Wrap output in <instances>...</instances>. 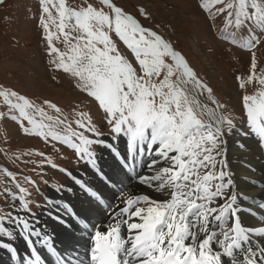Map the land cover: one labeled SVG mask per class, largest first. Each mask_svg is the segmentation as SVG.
I'll return each mask as SVG.
<instances>
[{
    "label": "snow or ice",
    "instance_id": "6c2138e0",
    "mask_svg": "<svg viewBox=\"0 0 264 264\" xmlns=\"http://www.w3.org/2000/svg\"><path fill=\"white\" fill-rule=\"evenodd\" d=\"M4 3L0 0V6ZM200 7L211 13L209 19L222 18L218 31L224 40L252 52L247 77H236L241 89L253 81L260 85L253 94L242 96L245 128L237 127V117L225 114V106L214 98L213 89L184 55L117 0H98V4L83 0L78 5L69 0H39V25L48 54L53 56L50 63L74 77L76 87L98 102L108 128L105 136L90 118L86 122L82 119L77 124L83 131L62 136L52 129L63 125V120L49 116L52 123L40 125V134L72 148L88 169L85 175L91 176L85 180L61 169L73 183L56 189L82 195L88 205L83 209L85 215L71 201L47 200L48 215L58 223L70 227L64 219L67 215L85 227L88 264H264V225H243L239 202L250 197L237 186L226 158L229 135L255 134L264 147V73L257 75L253 51L264 43V0H202ZM139 13L147 18L143 8ZM242 30H247L246 36H239ZM113 34L131 50L134 61L121 54ZM61 38L66 51L53 43ZM205 93L215 107L204 102ZM0 97L9 105V118L21 122L25 133L30 130L24 127V119L36 124L28 109L41 117L46 115L42 107L16 91L0 86ZM44 103L60 111L49 101ZM4 116L0 112V118ZM45 128L49 131H43ZM237 144L240 150L246 147L242 142ZM105 151L113 163L105 160ZM142 168L146 169L144 174ZM130 174L138 184L166 198L126 191L125 180ZM16 187L20 194L27 191L19 183ZM4 195L19 201L13 206L28 215H0V236L11 238L18 232L29 245V264H41L44 259L36 245L56 253L52 237L35 226L30 202L23 195L7 188ZM260 199L264 201V188ZM258 206L264 209V202ZM92 210L107 219L91 223L87 213ZM4 221L13 224L15 231ZM60 264L84 261L61 255Z\"/></svg>",
    "mask_w": 264,
    "mask_h": 264
},
{
    "label": "rangeland",
    "instance_id": "374dc122",
    "mask_svg": "<svg viewBox=\"0 0 264 264\" xmlns=\"http://www.w3.org/2000/svg\"><path fill=\"white\" fill-rule=\"evenodd\" d=\"M69 2L78 5L83 0ZM94 2L98 4V0ZM117 3L145 26L153 28L172 43L201 80L213 89L214 98L225 106V114L237 117L235 123L238 128L246 127V122L241 120L242 96L253 94L260 85L253 81L246 89L239 87L236 77H247L252 52L222 38L218 31L223 26L222 18L209 19L211 13L200 7L202 0H117ZM141 8L147 13V18L140 15ZM52 30L55 31V28ZM239 34L246 36L247 30H242ZM113 39L121 54L134 61L131 50L115 34ZM53 43L61 51H66L62 38L60 41L54 40ZM253 51L256 56L257 75H260L264 73V43ZM52 59L53 56L48 54L44 32L39 25V0H5L0 6V86L25 96L33 104L42 107L46 115L41 117L34 110L28 109L36 124H29L24 119V127L30 130L25 133L21 122L9 118V105L0 97V112L5 113L0 118V215H28L18 206H13L18 205L19 201H13L10 196L4 195L6 188L17 195H23L30 202V211L36 220L48 210L47 200L51 194H72L56 191L73 183L61 169L70 170L84 178L90 177L85 175L87 169L72 148L62 141L53 140L51 136L46 138L40 134L41 124L52 123L47 117L64 121L63 125L54 126L52 129L62 136L83 131L77 121L83 119L86 122L88 118L101 128L105 136L108 134V128L103 124L104 112L99 108L98 102L76 87L74 77L56 70L50 63ZM202 99L215 107L207 99V93ZM12 100L13 103L16 102L15 98ZM44 101L56 105L60 111L56 112ZM80 113H85L86 116L81 117ZM43 131L49 130L45 128ZM85 135L91 138V133L86 132ZM233 137L238 135H229L226 140ZM122 145L124 147L123 143L119 147ZM95 150L100 151L99 148ZM120 150L124 151L122 148ZM104 158L109 164L113 163L106 151ZM144 173L145 169L141 171V174ZM26 177L29 179L26 180ZM127 180L125 190L132 192V186H137L138 183L135 184L136 179L131 174ZM17 183L27 191L20 194ZM217 203L223 201L218 200ZM4 224L10 229L8 221H4ZM7 241L8 237L0 236V248H5Z\"/></svg>",
    "mask_w": 264,
    "mask_h": 264
},
{
    "label": "bare ground",
    "instance_id": "6f19581e",
    "mask_svg": "<svg viewBox=\"0 0 264 264\" xmlns=\"http://www.w3.org/2000/svg\"><path fill=\"white\" fill-rule=\"evenodd\" d=\"M237 141L246 145L244 150L238 148ZM121 148L124 150L123 145ZM226 158L230 170L234 173L233 178L237 182V186L250 197L244 201H238L243 206V211L240 213L243 225L246 227L264 225V209H260L258 206L261 202H264L260 199V190L264 188V147H261L259 138L255 134H251L247 137L238 136L227 139ZM141 171H144V169L142 168ZM90 178L91 176L84 179L88 180ZM127 181L125 180V182ZM252 181H255L254 185ZM134 182L137 184L136 180ZM137 186H132L133 189L130 186L132 194H149L153 199L158 200L166 198L159 193H155L145 185L138 184ZM105 191L109 192L111 190L106 189ZM49 197L52 199L61 198L65 202L71 201L81 211L82 216L85 215L83 209L88 207L83 202L82 195L77 197L73 193L63 196L51 194ZM108 202L105 201V203ZM17 214L21 215L20 213ZM43 214L36 219L35 226L41 229L42 234H47L52 237V243L57 254L40 248L39 244H37L36 247L44 259L41 264H45V261L46 264H60L61 255L73 258L74 261L82 260L84 264H88L86 257L88 233L85 227L73 220L71 216H64V219L68 220L71 224L70 227H65L63 223H58L48 215V210L45 213L43 212ZM61 215H64L63 212H61ZM87 215L91 216V223L93 224L103 222V220L107 219L106 216L96 215L94 210L89 211ZM10 229L15 231V226L11 223ZM33 239L35 240L36 238ZM14 256H17V259L14 260ZM29 258H31L29 245L25 243V239L18 232L11 238H8L5 248H0V264H29Z\"/></svg>",
    "mask_w": 264,
    "mask_h": 264
}]
</instances>
